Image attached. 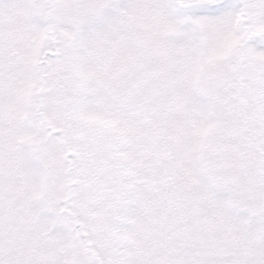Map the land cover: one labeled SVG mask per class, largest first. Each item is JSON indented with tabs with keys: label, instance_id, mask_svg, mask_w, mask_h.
<instances>
[{
	"label": "snow or ice",
	"instance_id": "1",
	"mask_svg": "<svg viewBox=\"0 0 264 264\" xmlns=\"http://www.w3.org/2000/svg\"><path fill=\"white\" fill-rule=\"evenodd\" d=\"M0 264H264V0H0Z\"/></svg>",
	"mask_w": 264,
	"mask_h": 264
}]
</instances>
